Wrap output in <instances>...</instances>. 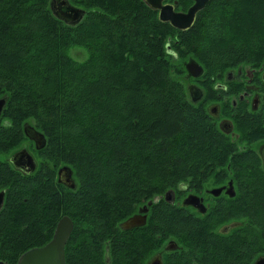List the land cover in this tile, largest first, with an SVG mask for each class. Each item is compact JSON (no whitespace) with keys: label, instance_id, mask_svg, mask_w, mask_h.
Listing matches in <instances>:
<instances>
[{"label":"trees","instance_id":"trees-1","mask_svg":"<svg viewBox=\"0 0 264 264\" xmlns=\"http://www.w3.org/2000/svg\"><path fill=\"white\" fill-rule=\"evenodd\" d=\"M48 1L0 0V98L6 99L0 149L15 145L24 123L46 140L27 178L0 162V190L7 192L3 264H17L22 252L39 246L34 232L17 236L23 223L36 230L37 210L49 212L43 218L52 219L51 233L62 216L122 221L142 201L177 189L188 158L220 156L204 111L185 93L189 58L208 78L264 61V0H209L186 31L161 23L143 0H68L85 11L75 26L55 19ZM165 2L177 11L193 3ZM59 166L72 171L75 190L55 182ZM92 183H104L97 199ZM32 196L54 204L33 205ZM157 214L167 221V210Z\"/></svg>","mask_w":264,"mask_h":264},{"label":"flooded vegetation","instance_id":"flooded-vegetation-1","mask_svg":"<svg viewBox=\"0 0 264 264\" xmlns=\"http://www.w3.org/2000/svg\"><path fill=\"white\" fill-rule=\"evenodd\" d=\"M204 74L198 79L185 78L189 81L187 93L193 103L188 87L200 90L202 96L193 104L200 105L215 132L218 140L214 146L220 156L186 160L184 179L173 190L174 203L164 200L166 191L137 204L135 213L119 222H75L62 216L55 222L52 233L49 219L40 224L38 236L32 238L39 246L22 252L17 262L30 250L46 246L63 217H68L72 224L63 248L65 264H150L157 257L161 264H257L264 259V63L237 64L227 72H216L210 79L204 78ZM23 137L26 139L23 145L0 162L8 163L27 178L32 174L25 175L9 162L14 153L23 149L35 160L26 146L31 142L34 148V143L24 133ZM37 166L36 162V169ZM62 167L57 169L54 180L65 187L58 183V170ZM72 182L74 189L65 188L75 190L73 175ZM0 192L5 194L1 213L7 192ZM186 200L188 204H184ZM150 201L152 205L144 214V223L125 225ZM158 204L162 207L157 208ZM163 208L168 211L166 222L175 212L179 214L178 221L169 223L182 225L183 230L166 227V222L160 221L157 211ZM34 230L31 223H23L17 236L21 231L31 237ZM145 243L149 249L141 254Z\"/></svg>","mask_w":264,"mask_h":264},{"label":"water","instance_id":"water-1","mask_svg":"<svg viewBox=\"0 0 264 264\" xmlns=\"http://www.w3.org/2000/svg\"><path fill=\"white\" fill-rule=\"evenodd\" d=\"M143 1L149 8L157 12L158 20L161 23H167L173 29L180 31L190 29L195 22L197 14L202 11L209 2V0H191L193 2L192 5L187 9V11L183 12L177 11L175 9V4L166 3L165 0ZM49 10L55 19L68 26L77 25L81 22L85 14L84 10L72 6L68 0H51L49 2ZM184 68L186 71V79H198L203 74V68L201 65L192 58H189L184 63ZM188 91L193 103H196L202 96L200 90L195 86L188 87ZM5 105L6 99L0 98V117ZM23 133L26 138L34 143V147L37 151L44 149L46 146L44 135L34 129L31 125L24 124ZM9 162L15 169L23 172L25 175L33 174L36 169V162L34 158L25 149L14 153L9 158ZM58 183H61L70 189L75 188L72 182V171L68 167L64 166L58 170ZM4 195V192H0V210L4 203ZM164 200L169 204H173L175 200L174 191L168 190L164 195ZM188 200H186L184 204H188ZM151 205V201L144 205L139 210L138 215H135L125 221V225L129 224V226H133L137 223H144V214L148 211V207ZM71 229V220L68 217L61 218L57 225L53 239L43 248L33 249L22 255L17 264H65L63 248ZM0 264L3 263L0 262ZM150 264H161L160 258L157 257L153 259ZM257 264H264V259L259 260Z\"/></svg>","mask_w":264,"mask_h":264},{"label":"rangeland","instance_id":"rangeland-1","mask_svg":"<svg viewBox=\"0 0 264 264\" xmlns=\"http://www.w3.org/2000/svg\"><path fill=\"white\" fill-rule=\"evenodd\" d=\"M167 3V2H166ZM171 4H175V3H171ZM176 5V4H175ZM48 7V6H47ZM49 9V8H48ZM187 11V10H186ZM183 12H185V11H183ZM70 54L74 57V58H76L77 60H82L83 58H84V55H85V53L84 52H80L79 50H71V52H70ZM264 63V61L263 62H261L260 64H263ZM185 69V68H184ZM228 71V69L227 70H225V71H221V72H227ZM205 75V74H204ZM204 78H206V79H210V78H208V77H206V76H203ZM188 83H189V81H187L186 80V82L184 83V85H185V93H186V95H187V97H188V93H187V86H188ZM188 99H189V97H188ZM26 139L23 137V135L21 136V137H19V139L17 140V142L15 143V145H13L12 147H9V148H5L4 147V149L3 148H1L0 149V159H2V160H4V159H6L9 155H10V153H12L15 149H18V148H20V146H22L23 145V143H24V141H25ZM6 143V142H5ZM27 148H28V150L33 154V156L35 157V160H36V162L39 164V162H41V159H42V157H41V154L42 153H38L37 151H36V149H34L33 148V144L31 143V142H29V143H27ZM59 167H61V166H59ZM59 167H57L56 168V170L59 168ZM55 178H56V175H55ZM76 179V178H75ZM76 181V180H75ZM103 184L104 183H92V186H93V188H94V190H93V193H94V196H95V198L97 199L98 197H99V195H100V193H102L103 191H105V189L104 190H102V187H103ZM24 190V189H23ZM101 190V191H100ZM174 191H176V188L175 189H173ZM166 192V191H165ZM164 192V193H165ZM164 193H162V194H160V195H163ZM159 196V195H158ZM32 203H33V205H38V204H40V205H43L45 202H47V203H50V202H52L51 204H49V206H51L52 207V204H54L53 203V200H51V198L50 197H46L45 199H43L42 197H35V196H32ZM102 198V197H101ZM141 205V204H140ZM139 205V206H140ZM135 207H137V206H134V207H132V209L131 210H129L128 211V215H130V214H133V213H135V211H136V209H135ZM29 212L27 211V214H28ZM48 214H49V212H45L44 213V211L43 212H39L38 210L36 211V217L38 216V223H37V225L39 224V222H40V224L41 223H43V222H45L46 221V219H47V216H48ZM127 215V216H128ZM45 216H46V219H44L45 218ZM32 218V219H37V218ZM44 217V218H43ZM259 221H261L260 220V218H259ZM119 222V221H118ZM40 224L38 225V227L36 228V230L34 231V233H36V234H34V236L36 237V236H38V230H39V226H40ZM165 225H166V227H173V228H178L179 230H183V228H184V226H182V225H175V226H173L171 223H169V222H166L165 223ZM14 228V225H12L11 226V229H13ZM10 229V230H11ZM13 230H15V228L13 229ZM33 236V237H34ZM32 237V238H33ZM142 249H143V251H142V253L141 254H144L145 252L144 251H147L148 249H149V245L147 244V243H145V244H142ZM146 256H148L147 254H146Z\"/></svg>","mask_w":264,"mask_h":264},{"label":"bare ground","instance_id":"bare-ground-1","mask_svg":"<svg viewBox=\"0 0 264 264\" xmlns=\"http://www.w3.org/2000/svg\"><path fill=\"white\" fill-rule=\"evenodd\" d=\"M204 72V71H203Z\"/></svg>","mask_w":264,"mask_h":264}]
</instances>
